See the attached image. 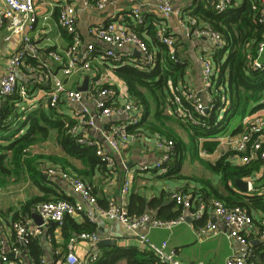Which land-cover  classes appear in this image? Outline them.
<instances>
[{
  "label": "built area",
  "instance_id": "1",
  "mask_svg": "<svg viewBox=\"0 0 264 264\" xmlns=\"http://www.w3.org/2000/svg\"><path fill=\"white\" fill-rule=\"evenodd\" d=\"M3 8L0 11V26L6 21L9 39L13 35L21 36V49L14 53L7 61V67L0 75V99L3 97L18 94L21 101H29V90L24 86H17V73L26 59L35 58L36 48L27 32L31 31L36 23V4L35 0H0ZM85 9L102 10L108 0H98L92 4L89 0H74L60 5L57 21L58 26L67 35L69 45L64 51L63 56L55 52H49L50 59L59 66L60 76L54 74L49 68L40 69L32 67L33 73L41 74L37 79L39 84L47 82L49 91L45 93V100L48 109H55L62 112L60 102L63 100L68 107L74 106L70 112V118L65 128L67 133L75 138L76 142L82 146H89L95 149L96 156L106 165L107 171L112 173L115 170L114 161L110 155L104 152L102 146L90 132H98L105 141L108 148L113 152L119 153L126 149L138 138L152 140L155 150L158 151L156 160L150 164H144L139 168L141 172L155 171L159 173L167 172V164L172 155L174 146L173 140L160 133H147L143 128L146 126L143 120V108L129 98L127 90L113 83V78L109 72L101 73L99 66L107 63L108 71H114L121 65H132L140 71H148L155 67L157 54L152 51L148 44L140 35L129 26L120 22H109L98 25L90 29V42H84L76 29V11L78 3ZM133 3L134 0H128ZM180 0H157L156 10L164 22L175 14L173 4ZM260 8L258 23L264 26V0H256ZM235 0H211V5L217 12H224L234 4ZM134 26L144 23V16L139 6H134L130 12ZM185 36L188 40L206 39L209 42L208 51L199 59L201 69L202 90L209 95L208 104L204 105L199 97V92L195 90L190 82L179 83L172 86L168 83L169 103L172 107L173 116L184 124L192 126H203L200 118L213 109L215 97L219 98L222 107L217 110V122L223 119L224 112L229 104L226 91L214 83L218 69L213 65L211 56L218 50L225 47L226 42L222 35L214 31L207 23L199 22L189 17L184 23ZM156 41L164 46L168 51V58L176 61L177 58V39L168 31L166 23H160L155 32ZM97 42L105 44L107 47L99 49ZM127 50L129 55L123 60V50ZM132 49L137 50L140 58H135ZM122 51V52H121ZM121 52V53H120ZM264 53V33L262 40L257 46V57L251 59L250 65L254 70H264V60L260 56ZM37 71V72H35ZM91 73L90 83L86 91L67 89L63 78H70L75 74ZM93 104V111H90L83 103ZM263 102V101H261ZM77 107V108H76ZM124 117V122L107 123L103 129L97 127V123L107 121L111 117ZM144 123V124H143ZM240 130L237 133H223L212 139L218 149L222 151L221 156L234 165H247L252 162H260L261 169L264 170V109L256 111L254 114L244 116L240 121ZM147 133V134H146ZM149 134V135H148ZM152 134V135H150ZM203 140H199L198 154L200 157H208L209 154L202 147ZM220 156V155H219ZM51 178H60L68 183L73 194L78 195L86 202L100 218H106L118 222L126 231L135 233L140 228L167 229L179 225L184 221L183 216H178L169 220H158L148 214L140 216H130L127 212L128 194L131 189L132 177L127 176L120 188L121 202L111 203L106 209L99 208L96 199L92 195V188L85 184L77 176L66 172L57 167H49L45 171ZM251 178L257 179L258 175ZM250 178V180H251ZM248 182V191H252ZM264 199V185L258 191ZM170 200L178 207L192 210L195 218H201L205 214L212 215L222 224L226 237L240 243L241 250L238 256L228 257L226 264H252L255 257L251 246L248 245L247 236L253 234L257 236L264 245V230L256 226L253 216L245 212L238 206H227L225 203L211 199L203 202L195 199L190 193L177 190L169 195ZM34 211L40 216L43 222H49L60 227L65 217L83 214L93 221V211L85 212L80 204L71 203L66 200L38 202L33 206ZM91 209V210H92ZM11 228L15 235V241L7 245L0 240V264H22L19 256L24 251L23 247L28 244L31 238L41 235V225L31 227L25 222L14 221ZM1 229V224H0ZM219 233L218 225L208 221L205 225L196 230L198 239L216 236ZM99 237L95 233H81L76 237L70 238L67 246V264H94L99 254L90 253L84 262L78 260L74 253V244L78 241L82 243L96 245ZM140 250L152 252L157 262L156 264H184L178 260L174 251L167 249V243L161 245L153 244L146 236H138ZM39 264H44V259L40 258ZM203 264V263H196Z\"/></svg>",
  "mask_w": 264,
  "mask_h": 264
},
{
  "label": "crops",
  "instance_id": "2",
  "mask_svg": "<svg viewBox=\"0 0 264 264\" xmlns=\"http://www.w3.org/2000/svg\"><path fill=\"white\" fill-rule=\"evenodd\" d=\"M89 1L92 4H95L94 2L98 0ZM194 1L195 0H180L175 2L173 4V9L176 13L173 14L170 19L165 20L164 22L167 25L168 31L177 39V55L187 62V67L185 69L187 79L186 81L193 85L195 90L199 92V97L202 103L207 105L209 95H207V93L202 90L199 59L208 51L209 42L206 39L188 40L185 36L186 26L184 23L186 22L187 18L191 17L189 15V8L192 6ZM207 1L209 4H211L209 0ZM66 2H74V0H35L37 20L33 29L27 32V36L31 39L36 48L35 58L26 59L17 73V86L19 88L23 86L27 88L29 90L30 99L28 102L20 100L19 103L13 105L18 112L24 114V119L21 118L22 120H25L28 114L36 112L37 110H41L43 112L47 111L45 93L49 91V84L47 82L39 84L37 79L41 74L33 73L34 71H32V67H36L38 72L41 71L40 69L49 68L54 74L60 76V72L58 71L59 66L50 59L48 53L55 52L59 54V56H63L64 51L69 45V39L67 35L64 34V32L60 29L57 21L59 7ZM243 2L244 0H235L232 6H239ZM76 3H78L76 8V29L84 42L91 41L89 31L95 26L104 25L109 22L121 21L124 25L132 27L134 30H136L138 27H143L146 29L147 27L145 22L150 20V18H153L151 21L153 26V35L150 36L149 32H142L141 38L144 39L152 51L156 52L158 59L163 56V54L153 45L156 40L155 32L157 27L161 22L164 23L156 10L157 0H134L133 3H130L128 0H108L102 10L85 9L81 6V4H79L80 1H77ZM134 6H139L140 11L144 16V23L142 25L134 26L133 24L134 21L130 16V12ZM2 8L3 4L0 1V11ZM8 35L9 30L7 22L4 21L0 26V75L5 72L8 59L14 53L18 52L22 45L21 36L13 35L9 39H6ZM96 45L99 49H104L107 47L101 42H97ZM127 50L130 49L126 48L125 51L123 50V60L126 58V55H129ZM132 53L137 59L141 57L140 54L139 56L135 54L134 49H132ZM257 55L258 54L256 53L255 57H257ZM260 59L264 60V53L260 56ZM98 66L101 73L109 72L110 77L113 78V83L117 84V86H121L122 90L126 89L125 84L115 75L114 71H108L109 69H107V67L109 66L107 63H102ZM90 75L91 73H86L85 75L75 74L70 78H63V81L67 89L78 90V88H80L86 80L87 89L90 83ZM214 83H216V79ZM223 85L224 84L218 85V87L222 89ZM83 104L87 106L90 111H93L94 106L92 103L85 102L84 100ZM60 105L62 112L58 111V119L68 122L71 120L70 112L74 106L69 105L68 107L67 103L63 100L60 102ZM164 106L163 115L168 117L166 118L167 120H164V118L160 120L156 119L153 108H151L149 115H144L143 113V119L145 123H154L167 134H174L178 136L187 145V152L185 153L180 168V175L183 176L184 179H178L176 175L167 174L168 165L167 172L162 174L155 171H139V168L142 165L153 163L158 155V151L154 148L153 141H149L145 138H138L131 144L127 145L126 149L119 153H115L110 148H108L107 144L101 138L98 132H90V136L99 142L104 152L112 157L115 166V170L112 173L107 171L105 164V171L99 170V168L91 171V169H88L82 165L80 161L70 157L66 152H64V150L56 143L54 135H51L46 141L32 147L29 153L31 156H38L40 158L37 163L39 165L41 164V166L38 165L37 168L40 167L45 180L51 182L47 185L50 188V194L48 197L49 201H51L52 198H58V200L59 198H67L60 200H66L71 203L80 204L83 206L85 212L93 211V209L78 195L72 193L67 182L60 178L56 179L48 177L44 171L49 167L60 168L77 176L85 184L90 185L92 188V195L96 199L99 208L102 209H106L111 203L119 204L121 202V185L127 176H131V189L128 197L126 198L127 212L129 210L128 207L131 196L137 195L141 197L146 203L143 214H148L150 217L158 220H169L168 218L172 214L176 213H178L177 216H183L184 218L182 223L172 227L170 230L150 229L148 227H143L137 232L131 233L126 231L125 228L118 222L111 221L106 218H100L94 211L93 221L89 220L88 217L84 215V213L71 217L77 223H82L84 219H87L90 223L92 222L95 224L96 231L94 233L99 237L100 240L102 238L112 237L116 238V245L118 246H133L140 250L142 245H140V242L138 241V236L144 235L155 245H161L163 242H166L167 249L174 251L176 258L182 261L184 264H196L199 262L203 264H226L228 257H236L239 255L241 250L240 243L236 240H230L226 237L224 227L217 220V218L209 214H205L201 218H195L192 210H186L176 206L169 198V195L177 190H183L184 192L192 194V190L201 189L202 184L195 182L196 180L194 181V179H203L205 181L209 180L211 186L217 189L219 194L227 197L229 195L221 185L220 177L211 174L198 161L195 155H193L192 151L188 150L190 149L189 147L191 145L189 132L191 125L184 124L173 116L169 98L165 99ZM124 119V117H111V119L107 121L105 120L100 123L98 122L97 127L103 129L107 123L124 122ZM161 123L162 126H160ZM239 125L240 122L238 123L237 127H240ZM26 128L27 126L16 136L24 133ZM143 128L146 131V126L143 125ZM233 131L231 134H233ZM152 132L150 130L147 133ZM223 133L227 134L226 131ZM223 133H220L215 137L222 135ZM5 134V132H0V145H6L7 143L6 141L2 140L3 136H7ZM169 139L172 140V138ZM201 139L203 140L202 147L205 142H214L205 141L206 139H210V137L198 138L197 154L199 140ZM208 154L209 156L205 158L200 157L199 154L198 156L201 158L200 160L210 164L215 163L222 157V151L218 149L217 144L213 152ZM51 157L58 158V162L52 160ZM185 161H188V169L190 170L189 174L183 173ZM196 162L200 163L199 165L207 171V174H204L203 171H199V173L193 171L192 168L195 166ZM82 169L87 171L85 175L78 173L81 172ZM256 174L258 175V178L254 180H252L253 178L251 177L237 179L242 180L247 184L250 182L249 185L252 191H247V195H250L255 190L259 191L264 185V170H262L260 167L259 171L253 176ZM234 187H231V189L233 193H236V195L243 192L237 187L236 184ZM42 196H44V193L40 191L38 186L34 185L26 177L18 178L13 182L0 185V240H3L7 245L14 243L15 235L11 228V224L14 221L25 222L31 227L37 226L31 218H27V215L29 216L31 214H37L33 207L30 209L31 211L25 213H23L21 208L22 205L30 199ZM154 199L157 201L159 200V202L153 207H150V205L148 207V204ZM252 214L253 218H258V220L261 221L264 226V214L260 212H252ZM130 216L134 217L137 215ZM208 221L218 225L219 233L216 236L198 239L196 236V230L205 225ZM41 232V235L35 238L39 240L40 248L42 250L41 258L44 259V264H67L65 256L67 253L68 243L62 237L60 227H57L53 223L45 222L43 225H41ZM247 242L255 254L252 264H264V258L262 257L264 254V245L261 240L257 236L249 234L247 236ZM94 252L99 254V249L96 247V245L82 243L80 241L74 244V253L77 255L80 262H84L88 255ZM19 259L22 261V264H39L32 262V260L24 253V251L19 256Z\"/></svg>",
  "mask_w": 264,
  "mask_h": 264
},
{
  "label": "trees",
  "instance_id": "3",
  "mask_svg": "<svg viewBox=\"0 0 264 264\" xmlns=\"http://www.w3.org/2000/svg\"><path fill=\"white\" fill-rule=\"evenodd\" d=\"M189 10V15L192 18L207 23L214 31L220 33L226 42L225 47L216 51L211 59L213 65L218 69L216 82L218 85L224 84L222 89L226 91L229 100L220 122L216 121L217 110L222 106L219 98L215 97L213 109L205 117L200 118L203 126H190L191 145L188 149L211 174L220 177L221 185L229 196L219 194L217 189L211 186L209 180L203 179H194L195 182L202 184V188L192 190V195L195 199H200L203 202L217 199L227 206H238L251 216H253L252 212L264 214V199L258 194V191L255 190L250 195H247L246 192L236 195L231 189L235 186V180L252 177L258 172L261 166L260 162L237 166L231 164L227 157L223 156L215 163L210 164L200 160L201 158L197 154L198 138H213L225 132L232 120L239 119L240 122L244 116L264 109V70H254L250 65V60H248L249 57L253 59L256 56L257 46L264 33V26L258 23L259 5L256 0H244L241 5L230 6L226 11L220 13L207 0H195ZM152 19L150 18L145 22L146 29L143 27L136 28L135 31L140 37L142 32H149L150 36L153 35ZM153 45L163 54L161 58H157L156 67L148 71H139L132 66L121 65L114 70V73L125 84L129 98L143 107L144 115H149L151 108H153L155 118L160 120L167 118L163 115V110L165 99L169 96L168 83L177 86L179 83L186 82L187 62L179 56H177L176 61H171L164 46L157 43L156 40ZM20 100L21 98L17 93L0 99V132H5L7 135L2 137V140L7 142L6 145H0V185L26 177L38 186L44 196L32 198L23 204L21 209L25 213L31 211L30 209L38 202L49 201L50 188L47 185L51 182L45 180L41 168H37L39 165L37 162L40 158L31 156L29 151L35 145L46 141L51 135H54L56 143L64 152L80 161L91 171L96 168L105 171V166L96 156L93 147L78 144L75 138L67 133L65 128L67 122L58 119V111L53 108L46 112L37 110L22 120L24 114L18 112L13 106ZM145 124L146 131L151 130V132H158L167 138H172L174 146L167 164V174H173L178 179H184L180 175V168L187 152V145L178 136L163 132L154 123ZM26 126L25 132L16 136ZM239 130L240 127H237L233 133H237ZM216 144V142H205L203 147L208 153H212ZM51 159L58 162V158L51 157ZM78 173L85 175L87 171L82 169ZM57 200L58 198H52L51 201ZM158 202L159 200L154 199L148 204V207L149 205L153 207ZM145 207L146 203L141 197L131 196L128 207L130 215H142ZM177 214H172L168 219L178 217ZM254 221L261 230H264V226L258 218H254ZM60 231L68 243L70 238L81 233H94L96 226L87 219H84L82 223H77L67 216L60 226ZM23 250L32 262L39 263L42 250L37 238H31ZM262 257L264 258V254ZM156 262L155 255L146 249L139 250L133 246L116 245L99 249V256L94 264H156Z\"/></svg>",
  "mask_w": 264,
  "mask_h": 264
},
{
  "label": "water",
  "instance_id": "4",
  "mask_svg": "<svg viewBox=\"0 0 264 264\" xmlns=\"http://www.w3.org/2000/svg\"><path fill=\"white\" fill-rule=\"evenodd\" d=\"M211 2V0H209ZM135 54L139 56V52L137 50H135ZM79 91L84 92L86 91V80L84 82V84L78 88ZM235 184L237 185V187L239 189H241L243 192H247L248 191V184L242 180H236ZM27 218H31L36 225L40 226L43 225L44 222L43 220L40 218V216L38 214H31V215H27ZM117 240L116 238H112V237H108V238H102L97 244L96 247L98 249H102L106 246H116Z\"/></svg>",
  "mask_w": 264,
  "mask_h": 264
},
{
  "label": "rangeland",
  "instance_id": "5",
  "mask_svg": "<svg viewBox=\"0 0 264 264\" xmlns=\"http://www.w3.org/2000/svg\"><path fill=\"white\" fill-rule=\"evenodd\" d=\"M167 117V116H166ZM168 118V117H167ZM164 120H167L166 118L164 119ZM238 123H239V119H234V120H232L230 123H229V125H228V127H227V129H226V132L227 133H231L233 130H235V128L238 126ZM188 161H185L184 162V167H183V173L184 174H189L190 173V170L188 169L189 168V165H188V163H187ZM200 163L199 162H196L195 163V166H193V171L194 172H196V173H199V171H203V173L204 174H207V171L206 170H204L200 165H199Z\"/></svg>",
  "mask_w": 264,
  "mask_h": 264
}]
</instances>
